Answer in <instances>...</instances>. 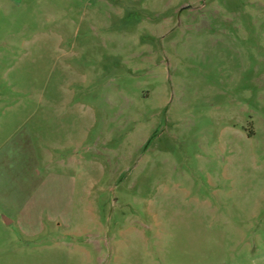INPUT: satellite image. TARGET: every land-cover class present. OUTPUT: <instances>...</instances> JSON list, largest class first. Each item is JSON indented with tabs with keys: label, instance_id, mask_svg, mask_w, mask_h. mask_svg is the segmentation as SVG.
<instances>
[{
	"label": "rangeland",
	"instance_id": "1",
	"mask_svg": "<svg viewBox=\"0 0 264 264\" xmlns=\"http://www.w3.org/2000/svg\"><path fill=\"white\" fill-rule=\"evenodd\" d=\"M0 264H264V0H0Z\"/></svg>",
	"mask_w": 264,
	"mask_h": 264
}]
</instances>
